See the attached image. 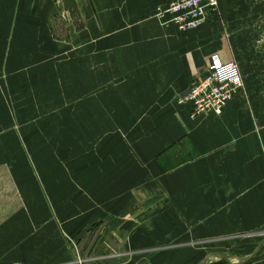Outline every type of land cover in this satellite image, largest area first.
Listing matches in <instances>:
<instances>
[{
    "label": "crops",
    "instance_id": "crops-1",
    "mask_svg": "<svg viewBox=\"0 0 264 264\" xmlns=\"http://www.w3.org/2000/svg\"><path fill=\"white\" fill-rule=\"evenodd\" d=\"M171 1L0 0V168L22 199L0 264H152L182 246H205L189 264H264V0H218L187 31L155 18ZM213 54L243 86L191 117L178 101Z\"/></svg>",
    "mask_w": 264,
    "mask_h": 264
},
{
    "label": "built area",
    "instance_id": "built-area-1",
    "mask_svg": "<svg viewBox=\"0 0 264 264\" xmlns=\"http://www.w3.org/2000/svg\"><path fill=\"white\" fill-rule=\"evenodd\" d=\"M261 1V0H252ZM218 0H172L158 7L155 18L163 26H175L179 31L198 28L210 15L218 12ZM243 86L235 62H222L217 54L209 58L206 73L195 78L180 104H190L191 117L220 115L233 93ZM80 262V261H79Z\"/></svg>",
    "mask_w": 264,
    "mask_h": 264
},
{
    "label": "rangeland",
    "instance_id": "rangeland-1",
    "mask_svg": "<svg viewBox=\"0 0 264 264\" xmlns=\"http://www.w3.org/2000/svg\"><path fill=\"white\" fill-rule=\"evenodd\" d=\"M62 7V4H59ZM61 9V8H60ZM61 15V16H60ZM58 21L53 24V29L59 30L65 36L69 27L67 18L60 14ZM66 19V20H65ZM57 35V34H56ZM22 207L21 199V185L15 184L10 178V174L6 168H0V225L7 223L17 210ZM259 239L264 240V235L259 236ZM258 239V238H257ZM250 240L249 238L231 239V242L216 243L208 246L209 251L215 249L216 251H224L229 253H236L244 241ZM260 241V240H259ZM90 242V240H89ZM212 246V247H211ZM211 247V248H210ZM152 252L148 256V260L152 264H161L159 261L166 264H189V258L195 255L200 256L205 251V246H182V247H163L158 249H150ZM154 250V251H153ZM172 251V252H171ZM168 254V255H167ZM166 258V259H165ZM162 259H165L163 261Z\"/></svg>",
    "mask_w": 264,
    "mask_h": 264
}]
</instances>
